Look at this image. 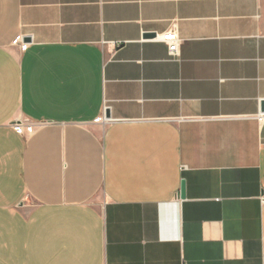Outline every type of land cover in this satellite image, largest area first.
<instances>
[{
	"label": "crops",
	"instance_id": "obj_1",
	"mask_svg": "<svg viewBox=\"0 0 264 264\" xmlns=\"http://www.w3.org/2000/svg\"><path fill=\"white\" fill-rule=\"evenodd\" d=\"M262 102L264 0H0V264H264Z\"/></svg>",
	"mask_w": 264,
	"mask_h": 264
},
{
	"label": "built area",
	"instance_id": "obj_2",
	"mask_svg": "<svg viewBox=\"0 0 264 264\" xmlns=\"http://www.w3.org/2000/svg\"><path fill=\"white\" fill-rule=\"evenodd\" d=\"M147 41L161 42L162 44H165L167 46V51L170 56H175L177 54L179 38L177 36L175 26H173L172 29L166 32L164 35H155V37L147 39ZM16 43L20 46L21 49H24L25 44L22 43L20 37L17 38ZM12 128L17 134L23 135L24 133H31V131L33 130V125L24 124L21 122L13 124Z\"/></svg>",
	"mask_w": 264,
	"mask_h": 264
},
{
	"label": "water",
	"instance_id": "obj_3",
	"mask_svg": "<svg viewBox=\"0 0 264 264\" xmlns=\"http://www.w3.org/2000/svg\"><path fill=\"white\" fill-rule=\"evenodd\" d=\"M149 35H145L144 38H148ZM27 42L29 41L28 38L23 39V42ZM261 112L264 113V102L261 103ZM105 118L108 119L109 118V114L108 111H105ZM185 198V185L184 182L181 181V185H180V192H179V199L183 200Z\"/></svg>",
	"mask_w": 264,
	"mask_h": 264
}]
</instances>
